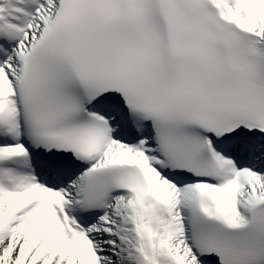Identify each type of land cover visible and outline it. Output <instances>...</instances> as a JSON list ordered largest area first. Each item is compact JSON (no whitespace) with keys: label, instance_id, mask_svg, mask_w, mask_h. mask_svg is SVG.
<instances>
[{"label":"snow or ice","instance_id":"snow-or-ice-1","mask_svg":"<svg viewBox=\"0 0 264 264\" xmlns=\"http://www.w3.org/2000/svg\"><path fill=\"white\" fill-rule=\"evenodd\" d=\"M0 264H264V0H0Z\"/></svg>","mask_w":264,"mask_h":264}]
</instances>
